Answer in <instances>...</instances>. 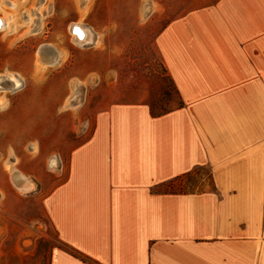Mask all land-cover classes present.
Instances as JSON below:
<instances>
[{"label": "crops", "instance_id": "obj_1", "mask_svg": "<svg viewBox=\"0 0 264 264\" xmlns=\"http://www.w3.org/2000/svg\"><path fill=\"white\" fill-rule=\"evenodd\" d=\"M155 49L181 104L93 114L42 200L51 264H264V0H196ZM200 169L210 186L171 189Z\"/></svg>", "mask_w": 264, "mask_h": 264}, {"label": "rangeland", "instance_id": "obj_2", "mask_svg": "<svg viewBox=\"0 0 264 264\" xmlns=\"http://www.w3.org/2000/svg\"><path fill=\"white\" fill-rule=\"evenodd\" d=\"M192 3L0 0L6 21L0 28V264H51L61 244L40 210L42 200L53 179L65 176L70 155L94 134V113L107 102L137 103L144 96L154 115L180 106L155 37ZM77 23L91 28L90 43L75 42L71 28ZM45 45L55 50L54 63L39 57ZM11 75L21 87L7 89ZM10 163L32 190L13 185ZM211 183L209 170L200 169L170 187L193 192Z\"/></svg>", "mask_w": 264, "mask_h": 264}, {"label": "bare ground", "instance_id": "obj_3", "mask_svg": "<svg viewBox=\"0 0 264 264\" xmlns=\"http://www.w3.org/2000/svg\"><path fill=\"white\" fill-rule=\"evenodd\" d=\"M80 1H83V0H80ZM5 24H6L5 18L0 16V28H3ZM86 26L80 23H77V24L72 25V28H71V31L74 34V40L80 46L86 45L92 41V33H91L92 30L91 28L88 29ZM74 28L76 29L75 32H74ZM39 57L41 58L43 63L51 64V63H54L55 61L56 52L55 50L51 49L49 45H45L42 47ZM8 80L11 82V86L8 87L7 89L13 90V89H16L22 86V80L14 75L9 76ZM0 88H5V87H2L0 85ZM8 169L11 174V181L18 190L30 191L33 189L34 184L22 172L17 170L14 167L13 163H10L8 165Z\"/></svg>", "mask_w": 264, "mask_h": 264}, {"label": "water", "instance_id": "obj_4", "mask_svg": "<svg viewBox=\"0 0 264 264\" xmlns=\"http://www.w3.org/2000/svg\"><path fill=\"white\" fill-rule=\"evenodd\" d=\"M75 30H76V29L74 28V32H75Z\"/></svg>", "mask_w": 264, "mask_h": 264}, {"label": "trees", "instance_id": "obj_5", "mask_svg": "<svg viewBox=\"0 0 264 264\" xmlns=\"http://www.w3.org/2000/svg\"><path fill=\"white\" fill-rule=\"evenodd\" d=\"M76 256V254H74ZM83 259V258H82Z\"/></svg>", "mask_w": 264, "mask_h": 264}]
</instances>
